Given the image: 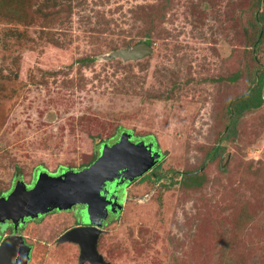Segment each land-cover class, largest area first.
I'll list each match as a JSON object with an SVG mask.
<instances>
[{
    "label": "rangeland",
    "instance_id": "1",
    "mask_svg": "<svg viewBox=\"0 0 264 264\" xmlns=\"http://www.w3.org/2000/svg\"><path fill=\"white\" fill-rule=\"evenodd\" d=\"M252 2L0 0V193L40 167L83 168L97 156L91 138L111 145L127 133L162 156L121 187L97 242L105 262L264 264V103L228 110L264 68ZM145 31L151 54L103 59ZM173 171L205 181L189 188ZM75 218L57 210L26 223L28 264H80L77 244L57 243Z\"/></svg>",
    "mask_w": 264,
    "mask_h": 264
},
{
    "label": "water",
    "instance_id": "2",
    "mask_svg": "<svg viewBox=\"0 0 264 264\" xmlns=\"http://www.w3.org/2000/svg\"><path fill=\"white\" fill-rule=\"evenodd\" d=\"M152 47L140 42L126 49H118L103 56L110 60L137 61L151 54ZM264 96V85L262 88ZM130 135L122 133L113 144H102L98 156L87 167L78 171H65L58 176L41 173L29 190L18 182L12 192L0 198V224L11 222L14 230L24 224L26 218L51 212L84 206L83 220L87 226L66 231L57 243L72 242L79 247L80 264H109L97 251L99 227L107 216V207L113 212L116 196L107 198L106 183L132 182L149 172L159 161L160 152L154 143H133ZM114 185V183H113ZM114 193V190H112ZM31 248L20 235L11 234L0 242V264H28Z\"/></svg>",
    "mask_w": 264,
    "mask_h": 264
},
{
    "label": "trees",
    "instance_id": "3",
    "mask_svg": "<svg viewBox=\"0 0 264 264\" xmlns=\"http://www.w3.org/2000/svg\"><path fill=\"white\" fill-rule=\"evenodd\" d=\"M63 1H65V0H63ZM262 1L263 0H253V2H252L253 7L255 9V16H254L255 23H259V22H261L262 24L264 23L263 13L258 12L260 7H261ZM57 3H58V1H53L52 5L56 6ZM1 9H2V5L0 4V11H2ZM11 11H12V9L9 8V13ZM9 13L3 12L2 15H4L5 17L6 16L8 17ZM7 17H6V19H7ZM262 36L264 37V33L262 34ZM143 37H144L143 40L136 41L134 43V45L137 43H140V42H145L146 44L151 46L152 43H151V39L149 37V33H147L145 31L143 34ZM260 42H261L260 35L257 34V37H256L255 42H254L255 46L257 47L260 44ZM91 61H92L91 58H82V59L78 60V62L82 65H85V64H87V62H91ZM252 74H253L252 86L249 88V90L246 94H243L242 96H240L239 98H237L235 100L232 108L230 107V109H228L229 113L231 115L241 116L244 113V111H246L248 109L259 108L264 103L263 93H262V88L264 85V68L256 67V69H253ZM119 130L122 131L121 129H119ZM120 131H118V132H120ZM91 140L93 142L94 147L97 149V154L99 153V150H100V147L102 146V144H108L111 141V140H109V141H105L104 143H96L95 140H93L92 138H91ZM220 140H221V138H220ZM220 150H221V147L217 146L213 149V151L211 153H209V155L212 154L213 157L212 156L211 157L215 158L216 155L219 154ZM172 174L181 175V177H182L181 179L183 180L182 184L185 185L186 187H189V188H194V187L198 188V187L202 186V184L205 181L204 175L201 173L197 174V171L184 172V173H182V172L179 173V172L173 171ZM159 177L160 176H156V179H159ZM2 196H4V194L0 193V197H2Z\"/></svg>",
    "mask_w": 264,
    "mask_h": 264
},
{
    "label": "flooded vegetation",
    "instance_id": "4",
    "mask_svg": "<svg viewBox=\"0 0 264 264\" xmlns=\"http://www.w3.org/2000/svg\"><path fill=\"white\" fill-rule=\"evenodd\" d=\"M153 149L156 151V150H158L159 151V149H155L154 148V146H153ZM97 156H98V154H97ZM96 156V157H97ZM161 156H162V153H161ZM160 156V157H161ZM96 159V158H95ZM94 159V160H95ZM161 159V158H160ZM160 159H159V161H160ZM93 160V161H94ZM92 163V162H91ZM90 165V164H89ZM89 165H87V166H89ZM87 166H85V167H87ZM85 167H83V168H85ZM80 169H82V168H80ZM80 169H75V170H72V169H68V168H61L60 170H58L56 173H49V172H47L45 169H43V168H37L36 169V172H35V174H34V177H33V179H31V181H30V183L29 184H26V182H24L22 179H19V177L18 176H16L15 178H14V183L12 184V186H11V188H10V190L7 192V193H5L4 194V196H2V197H5V195L7 196V195H9L11 192H12V190H13V188L15 187V185L18 183V182H20V183H23L24 185H25V188L27 189V190H29V189H31L32 187H33V185H34V183H35V181H36V178H37V176L39 175V174H41V173H46L48 176H58V175H60V174H62L63 172H65V171H69V170H72V171H78V170H80ZM38 172V173H37ZM115 182H117V181H114V182H111V183H106V185H105V188H106V190H108L109 191V193H108V195H107V198L108 197H110L112 194L114 195V196H116V203L117 204H119V206H120V209L122 208V206H121V200L119 199L120 198V196H119V193H120V191H121V189L125 186V185H127L129 182H124V183H122L121 185H119V184H117V183H115ZM113 183H114V185H113ZM118 187H120V189L119 190H117V188ZM122 187V188H121ZM116 188V189H115ZM112 190H114V193H112ZM1 198V197H0ZM120 209H118L117 208V206L115 205L114 206V211L112 212L108 207H107V216H106V218H105V220H103L102 222H101V226L98 228V229H101L100 230V232L102 231V227L109 221V219L111 218V216L112 215H114L115 213H118V210H120ZM71 210H73L74 211V213H75V215H76V220H75V223H74V225H72L71 226V228H69V229H67L66 231H68V230H70V229H73V228H75V227H82V226H87V224L84 222V220H83V210H84V206H81V205H76V206H73L71 209H69V210H64V212H68V211H71ZM53 212H57V210H53V211H51V212H48V213H45V214H41V215H38V216H36V217H34L33 219H29V218H26L25 219V221H24V224L22 225V227H19V228H17L16 230H14L13 229V227H12V225H11V222H7V224L6 225H9V227L11 228V230H9L8 232H9V234H5V231H0V242H1V240L4 238V237H8V236H10L11 234H16V235H20V234H18V232L23 228V226L26 224V223H28V222H32V221H37L38 220V217H40V216H45L46 214H49V213H53ZM112 214V215H111ZM65 231V232H66ZM64 232V233H65ZM63 233V234H64ZM21 236V235H20ZM23 237V236H22ZM24 238V237H23ZM60 238V237H59ZM58 238V239H59ZM24 241H25V243L27 244V245H29L30 246V248H31V252H32V246L30 245V244H28L27 242H26V239L24 238ZM98 251V250H97ZM30 255H31V253H30Z\"/></svg>",
    "mask_w": 264,
    "mask_h": 264
},
{
    "label": "clouds",
    "instance_id": "5",
    "mask_svg": "<svg viewBox=\"0 0 264 264\" xmlns=\"http://www.w3.org/2000/svg\"><path fill=\"white\" fill-rule=\"evenodd\" d=\"M154 145H156V144L154 143ZM154 145H153V146H154ZM156 151H158V150H156ZM158 152H160V151H158ZM160 156H161V152H160ZM158 162H159V161H158ZM158 162H157V164H158ZM157 164H156V165H157ZM156 165H155V166H156ZM155 166H154V167H155ZM154 167H153V168H154ZM153 168H152V169H153ZM152 169H151V170H152ZM151 170H150V171H151ZM147 173H148V172H147Z\"/></svg>",
    "mask_w": 264,
    "mask_h": 264
}]
</instances>
